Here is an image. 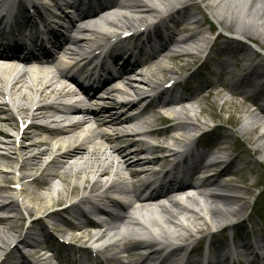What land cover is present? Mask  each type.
<instances>
[{
    "label": "bare ground",
    "instance_id": "6f19581e",
    "mask_svg": "<svg viewBox=\"0 0 264 264\" xmlns=\"http://www.w3.org/2000/svg\"><path fill=\"white\" fill-rule=\"evenodd\" d=\"M156 1L113 0L108 2L105 8L98 4L97 7L103 9L102 11L90 14L88 19L71 25V32L76 33L75 36L62 41L58 32L52 31L49 34L45 49L52 45L50 49L54 48L59 52L52 61L49 56L45 59L32 56L21 60L15 56L17 53L22 54L20 47L15 48V55L7 52L0 54V98L5 99V103L0 106V124H4L6 128L12 127L11 121L15 119L13 109L23 116V120L30 121L22 138L30 141L28 144L21 142L17 146V140L0 130V136L6 139L5 142L0 141V151L6 152V157L0 156V161H6V168L20 162L16 173L21 172L19 177L10 178V175L16 173L8 170L5 175L0 167V181H6V187H0V193H6V201L0 203V212L11 214L0 218V226L3 227L0 232V256L6 252L7 256L11 255L19 245L32 248L50 241L52 237L47 233L48 227L42 221L32 223L25 233L17 232L24 230L23 216H31L36 212L46 215L51 209L63 206V203L73 198L78 201L60 214L49 213L45 217L52 221V230L66 235L77 231L79 234L72 235V240L79 243L92 241L93 244H100L107 238L115 239L97 253H86L78 260L79 264H105L110 258L117 260L116 264H124L120 259L122 256L130 259L128 264H148L171 243L174 245L188 241L194 234H206L212 229L226 226L231 228L233 220L244 217L247 197L252 194L256 183H248L243 179L242 188L233 185V178L237 173L233 165L244 160L241 152L229 147L232 135L224 134L223 137L220 132L226 130L220 128L216 142L202 151L197 148L196 141H191L188 135L208 126L206 115L221 118L216 113L208 114L205 108L210 98L214 99V104L218 99L223 102L222 111L235 105L234 109L247 115L241 127L244 142H251L252 137H255L257 152L250 155L248 161H244L243 168L256 169L259 162L254 155L260 154L264 158V106L261 107L258 103L263 100L264 91H256L253 85L255 80L264 76V67L253 61L257 52L232 39L224 38L221 44H217L218 40L211 43L207 37V33L213 31V27L208 23V19H211L219 28L253 43L264 52V0ZM152 2L157 4L153 6L158 8L157 11L169 14V18L161 23L153 37L160 39L165 45L153 46L150 54L144 43L138 44L136 55L130 54L126 58L128 53L117 54L119 58L124 57V63L120 67L116 65L119 69L118 79L101 88L105 94L98 100L97 110H101L104 117L103 121L99 122V114L96 109L90 107L89 91H84L83 88L76 91L70 87L72 76L68 70L70 71L72 63H67L66 58L75 60L92 43L106 39L110 29L125 31L154 20V15L147 14L149 6H145ZM50 4L57 6L56 0H50ZM197 5L208 11L207 16L192 11V6ZM187 47L192 48L194 52H187ZM237 51L243 58V70H250L242 79L249 83V89L245 93L242 94L238 87L236 75L222 69L223 63L217 62L213 63L220 71H213L214 76L217 74L216 80H211L205 87L190 93L183 99L184 102L158 100L132 117L121 111L120 108L127 107H130V110L140 109V102L125 107L117 102V98L122 95L138 97L144 86L157 85L151 77H157L158 73L164 75L179 71L186 74L195 67L196 60L205 54L208 59L214 61L218 53L224 56ZM49 52L46 50L45 53ZM186 57L192 61L180 68H168L163 65L165 60L175 64L177 60ZM15 59L22 62L26 66L25 69H20ZM137 66H140L138 69H147V78L133 80L130 77L129 70L131 74L135 73L136 70L132 68ZM155 68L157 70H154ZM218 74L221 75L219 78ZM170 81L177 86L181 84L176 78ZM101 82V78L93 80L87 90L97 87ZM122 83L126 89L124 85L120 87L119 84ZM108 87H112L110 91H107ZM6 91H10L9 94H6ZM239 97L243 98V102L237 104ZM45 101L50 103L41 105ZM69 101H73V107L68 106ZM251 104L257 106L255 111H249ZM153 105L161 108L151 111L157 116L158 122H167L169 125L162 133L151 131L148 134L157 136L167 146L139 148V142H134L125 149L118 148L114 143L122 142L125 138L133 141V135L126 134L124 137L112 139L102 131L103 127L117 131L131 126L137 128L145 124L150 125L147 122L140 125L139 122ZM4 113H10V116L5 118ZM78 114L84 116L81 121L66 125V122L72 121L68 116ZM38 121L42 123L36 125ZM44 122L53 125L54 129L48 128ZM137 133L140 132L135 134L138 135ZM244 142L241 146H244ZM174 145L181 147L185 151L183 154L188 156L202 155L201 162L192 166L188 157L179 162L177 159L182 154L171 148ZM144 153L157 156L145 160L141 158ZM217 155L230 160H219ZM209 158L212 164L205 166L204 160ZM169 164L171 166L168 169ZM154 167L158 169L155 170ZM209 169L214 170V176H202ZM229 177L232 179L227 181ZM72 178L75 182L70 184ZM42 183L47 186L46 195L39 192ZM15 184L19 185L17 191L13 187ZM175 184H178L177 194L170 192V188ZM112 191L119 195L118 199L110 195ZM186 192L193 193L182 197L181 194ZM119 211L123 212V215L119 216ZM136 213L142 219L134 216ZM99 215L119 218L124 229L102 225L101 235H92L90 229L95 230L100 226L92 217ZM69 219H73L77 224L73 225ZM245 220L255 224L252 216ZM144 224L160 231L159 239L129 243L131 240H128L125 230L133 229L132 232H135V227L140 226V230H149ZM214 237L215 235L211 236L209 242L214 251L204 253L197 247L195 252L190 254L187 264H220L221 260L228 259L231 253L221 248L223 245L227 246V243L221 244L219 239ZM188 246H179L157 263L177 264L178 258ZM263 246L264 236L255 243H244L235 255L241 259L255 256L257 261L264 264V254L257 252ZM147 250H151L150 253H140ZM38 255L39 253L33 254L35 257Z\"/></svg>",
    "mask_w": 264,
    "mask_h": 264
},
{
    "label": "rangeland",
    "instance_id": "374dc122",
    "mask_svg": "<svg viewBox=\"0 0 264 264\" xmlns=\"http://www.w3.org/2000/svg\"><path fill=\"white\" fill-rule=\"evenodd\" d=\"M194 10H196V11H202L201 6H199L198 8H195ZM221 32H222V30L218 28L213 33V35H208V36L211 37V39H214ZM224 33L225 32L223 31V34ZM248 45H250V44H248ZM238 55L239 54L237 53V59H234L232 56H226V57L218 56L217 60L224 59L227 62L224 65V68H226L228 71H231V72L235 73L236 75H239L240 76L242 74V72H243V69L240 66L243 63L242 62L243 60ZM234 56H236V55H234ZM190 61H191V59L185 58L182 61H177L175 64L172 63V62L169 63L167 61H164L163 63H164L165 66L170 67V68H180V67L184 66L185 64L189 63ZM254 62L259 63V64H263V62H261L259 60H255ZM177 72L180 73L179 71H177ZM170 76H171V74L160 75L158 73V75H157V78L159 79L158 82L161 81V80H164V79H168ZM203 76L206 77L207 79L211 78V76L209 75V73H204V74L199 75L200 78L201 77L203 78ZM144 78H146V76H144ZM200 82H203V81H200ZM256 88H259L258 84H256ZM215 101H216L215 104H214V100L213 99H210L208 101V104L205 105L206 112L208 114H211V113L219 114L221 118L220 119H216L215 117H211L210 115H206V118L209 121L208 122V127H209L208 129H212V127L215 126L213 123H216V125H222V124L223 125H227L228 124L227 127L229 126V124L232 125V124L238 123L239 127L235 130V134H236V137H239L240 134L238 133V130L240 128V125H242L243 122L245 121V118L247 117V115L243 114L239 110L234 109L236 107L235 105H231L229 110L222 111L223 102L221 100H218V99L215 100ZM241 102H242V98H239L236 101L237 104H240ZM149 118L150 119H148V120L151 123H153V122H154V124L157 123L156 121L158 120V118H156V117H149ZM1 128L3 130H5L4 127H1ZM15 128H16V126L14 125V128H11L9 130H6V132H8L9 134L15 136L16 135V132L14 131ZM221 134L223 135V132H221ZM0 139H3L4 140V138H0ZM252 139H253V141L248 142V145L246 146L249 153L248 154H244V156H242V159L244 161H246V160L248 161L249 158H250V155H253V153H254L253 150L256 149V146L254 144L255 137H252ZM232 142L233 141H231V143ZM230 146H231V144H230ZM254 156H256L257 160L260 162L259 163V168L256 167V169L252 172V174H251L250 171H247V170L240 171V172H238L237 176L233 178V180H234L233 185L234 186H237V187H240V188H242L244 186L243 179H245L248 183H256L255 186H254V188H253L252 194L247 197V198H249V201H248L249 204H248V207H247L246 212H248V210L251 209V204H252L251 200L257 199V196H259L261 190H264V158H262L259 154L258 155H254ZM253 162H250V163L254 164ZM242 164L243 163H238L236 165V167H235L236 170L237 169H240L242 167ZM260 166H261V168H260ZM13 167H15V165H13L9 170H12L13 171L14 170ZM74 182H75V179L72 178L70 180V184H72ZM55 183H58V182L56 181ZM45 192H46L45 190L40 191V193H42L43 195H46L47 194ZM64 204L65 203H63L62 205H64ZM36 213H34V215ZM35 217L36 216H33V218H35ZM28 222H29V220L27 221V223ZM254 222L256 223V225H259V222L257 221L256 218H255V221ZM22 224H23V227L25 228V221L22 222ZM248 225H250V224L248 223L247 226ZM258 227H259V229H263L264 230V224L263 223L261 225L257 226L256 229ZM2 228L3 227L0 226V232H2L1 231ZM21 231H23V230H18L17 232H21ZM26 231L27 230H24V232H26ZM50 232L52 233V235H54V241L53 240H50L48 242V245H37V246H35L34 249H32L30 251L35 252L37 250L43 249L44 247H47L48 246V248L51 247V251L52 252H55L54 255H61L62 256L61 257L62 259H64L65 256H70L72 258L73 257L74 258L77 257L76 256V253L72 252L71 249H69L65 245H63L62 249H58V242H56V240H55L58 234L56 232L54 233L53 230H51ZM19 255H20L19 251H15L12 256H9L10 258H9L8 261L6 263L3 262L2 264H11V262L12 261H15L16 258ZM53 261H55L56 263H59L57 260H53ZM0 264H1V261H0Z\"/></svg>",
    "mask_w": 264,
    "mask_h": 264
}]
</instances>
